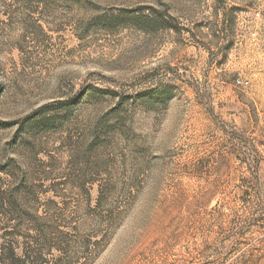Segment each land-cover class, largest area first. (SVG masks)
I'll return each mask as SVG.
<instances>
[{
  "label": "rangeland",
  "instance_id": "obj_1",
  "mask_svg": "<svg viewBox=\"0 0 264 264\" xmlns=\"http://www.w3.org/2000/svg\"><path fill=\"white\" fill-rule=\"evenodd\" d=\"M0 122L14 264H264V0H0Z\"/></svg>",
  "mask_w": 264,
  "mask_h": 264
},
{
  "label": "trees",
  "instance_id": "obj_2",
  "mask_svg": "<svg viewBox=\"0 0 264 264\" xmlns=\"http://www.w3.org/2000/svg\"><path fill=\"white\" fill-rule=\"evenodd\" d=\"M129 13H132V12H129ZM132 18V20H143V21H146V22H154L155 19L153 17H150L148 15H142L140 18H136V17H130ZM110 22V20H108ZM107 21V22H108ZM112 22V21H111ZM126 21H123L122 24H125ZM159 29H175L176 27H173L172 25H170V23H165L163 25H160L159 27H157ZM98 89H95V91H97ZM162 91H160V95H163L161 93ZM164 97L160 96V99H162ZM65 103H63L64 105ZM51 110L48 108V106L42 108L39 113H41L40 115L38 116H35L34 119L37 120L35 121L36 124L39 126V127H42L44 128V130H48V129H51L55 126L56 124V120L51 117V116H48V111ZM13 124L12 123H1L0 122V126L4 127V128H8L10 126H12ZM3 166L0 167V171H3ZM9 256V257H8ZM21 261L22 259L20 257H18V255H16V251L14 248H7L6 246H3L2 250H1V253H0V264H14L15 262L14 261Z\"/></svg>",
  "mask_w": 264,
  "mask_h": 264
}]
</instances>
